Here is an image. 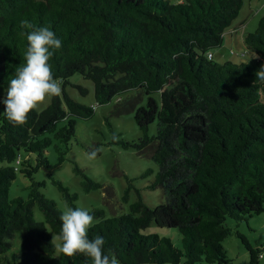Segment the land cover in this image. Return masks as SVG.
I'll list each match as a JSON object with an SVG mask.
<instances>
[{
    "label": "trees",
    "instance_id": "1",
    "mask_svg": "<svg viewBox=\"0 0 264 264\" xmlns=\"http://www.w3.org/2000/svg\"><path fill=\"white\" fill-rule=\"evenodd\" d=\"M242 5L243 0H0L4 95L16 66L24 63L21 20L49 27L62 41L49 63L54 79L63 81L61 94L43 109H32L25 124L14 126L0 114V264H91L83 254L69 257L56 250L63 211L41 192L45 182L35 178L39 169L48 171L70 207L79 208L77 194L51 173L66 160L74 118L94 113V105L66 92L70 85L87 93L70 82L74 74L93 83L99 105L130 92L146 95L134 111L141 136L113 142L149 154L157 170L147 187L163 194L160 204L149 206L137 190L128 209L112 217L100 208L87 210L99 219L89 227V239L104 237L105 251L112 249L119 264H227L231 258L222 241L233 233L248 249L251 264L257 263L261 248L251 247L226 220L238 223L264 212V80L256 77L264 63V15L243 37L259 59L213 58ZM100 145L95 144L96 153ZM49 149L55 165L46 155ZM17 173L30 180L28 192L9 199ZM152 173L148 168L140 176ZM81 174L86 191L101 187ZM127 180L124 199L133 186ZM152 222L174 228L180 244L144 233ZM16 234L19 253L12 250Z\"/></svg>",
    "mask_w": 264,
    "mask_h": 264
},
{
    "label": "rangeland",
    "instance_id": "2",
    "mask_svg": "<svg viewBox=\"0 0 264 264\" xmlns=\"http://www.w3.org/2000/svg\"><path fill=\"white\" fill-rule=\"evenodd\" d=\"M168 1L172 4L178 2V0ZM249 1L243 0L239 12L246 11L249 17L253 19L252 24L254 25L264 15V0H252L251 6H249ZM254 30L252 29V31ZM219 48L213 50L214 59L223 62L224 60L220 58L221 51H219ZM242 50L245 54H233L229 56V59L236 63L249 61L252 52L245 47L244 43L241 45V50L236 49L237 54L242 53ZM70 82L85 87L87 93L83 95L77 88L70 85L66 87V92L75 100L87 105H94L95 108L90 118H74L76 123L75 136L72 138L66 160L60 165L54 166L51 170L53 177L66 185L70 192L77 194L75 204L79 208L86 210L100 208L104 212V217L116 216L127 210L129 204L137 199L138 191L147 205L156 206L160 204L163 201L161 189L147 187L157 170L149 154L140 153L132 147L125 148L113 142L115 137L136 140L141 136V132L134 121V111L137 106L145 103L146 95L139 91L130 92L114 96L109 102L99 105L95 103L94 87L90 80L84 79L79 74H74L70 77ZM2 96H4V88L0 85V97ZM153 96L158 98L159 94L153 93ZM50 100L51 96H47L42 103L37 105L36 109H43ZM2 112L3 105L0 104V114ZM150 131L153 132V129L151 128ZM97 143L101 144L99 146L100 153H96L95 158H89V154L92 152L90 150L95 149ZM46 155L50 163L55 165L56 154L54 151L49 149ZM148 168H152L153 173L148 177L140 176ZM81 172L100 183L101 187L86 191L81 184L83 180ZM35 178L45 182L44 186L40 187L41 192L46 197L55 200L62 211L71 208L58 187L52 184L48 171L39 169ZM127 179H131L133 186L128 191L127 199H124L125 189L129 185ZM29 184L30 180L17 173L9 188L8 198L25 197ZM34 213L37 220L43 218L37 207L34 209ZM98 220V218H93V223ZM226 224L233 231L238 230L242 233L251 247L261 248L258 261L254 264H264V212L255 214L238 223L228 218ZM143 232L168 236L176 246L180 244V235L174 228L158 226L152 222ZM55 241L59 243L58 239ZM222 245L231 258V261L227 264H251L248 249L233 233L222 241ZM12 250L17 253L21 252L19 234H16L13 239Z\"/></svg>",
    "mask_w": 264,
    "mask_h": 264
},
{
    "label": "clouds",
    "instance_id": "3",
    "mask_svg": "<svg viewBox=\"0 0 264 264\" xmlns=\"http://www.w3.org/2000/svg\"><path fill=\"white\" fill-rule=\"evenodd\" d=\"M21 32L26 37L27 48L24 63L16 66L14 76L9 80L6 94L0 97L5 118L14 126L27 122L29 112L42 103L47 96H59L63 83L53 77L49 63L54 53L62 47V41L47 26L37 27L28 20L20 21ZM253 58L259 59L254 53ZM256 77L264 80V63L256 72ZM97 150L89 154L95 158ZM61 221L56 250L66 256L83 254L90 258L91 264H119L114 251H105L102 236L88 237L93 215L83 208H68L59 217Z\"/></svg>",
    "mask_w": 264,
    "mask_h": 264
},
{
    "label": "crops",
    "instance_id": "4",
    "mask_svg": "<svg viewBox=\"0 0 264 264\" xmlns=\"http://www.w3.org/2000/svg\"><path fill=\"white\" fill-rule=\"evenodd\" d=\"M180 1V0H178ZM252 5V0L249 1V6ZM259 20V19H258ZM253 19L249 17L246 11L239 12L235 19L232 20L230 25L224 30L222 45L219 48L221 51L220 58L227 61L230 60L229 56L245 54L242 50L240 54H237V50H241V45L243 42V37L246 32L252 31L257 27V23L252 24ZM214 58V53H213ZM223 61V62H224Z\"/></svg>",
    "mask_w": 264,
    "mask_h": 264
},
{
    "label": "built area",
    "instance_id": "5",
    "mask_svg": "<svg viewBox=\"0 0 264 264\" xmlns=\"http://www.w3.org/2000/svg\"><path fill=\"white\" fill-rule=\"evenodd\" d=\"M208 56L211 57L212 56L211 53H208Z\"/></svg>",
    "mask_w": 264,
    "mask_h": 264
}]
</instances>
